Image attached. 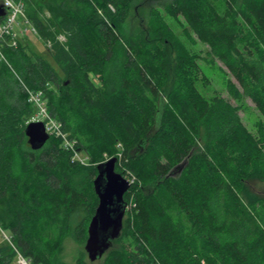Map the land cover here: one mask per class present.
I'll list each match as a JSON object with an SVG mask.
<instances>
[{
    "label": "trees",
    "instance_id": "16d2710c",
    "mask_svg": "<svg viewBox=\"0 0 264 264\" xmlns=\"http://www.w3.org/2000/svg\"><path fill=\"white\" fill-rule=\"evenodd\" d=\"M25 3L62 74L25 42L2 48L0 225L15 247L32 264H65L63 239L87 238L98 201L97 164L104 153H119L115 170L123 174L122 165L133 177L123 196L126 217L120 236L95 261L264 264V192L249 186L264 177V123L252 135L237 107L202 92L195 55L176 48L165 20L182 16L237 81L239 88L227 82L233 98L248 96L264 117V0ZM145 6L148 28L129 35L128 18ZM23 85L41 92L47 112L88 155L89 166L72 162L53 135L30 148L24 128L35 108ZM81 210L86 215L78 219ZM14 255L0 244V264H12Z\"/></svg>",
    "mask_w": 264,
    "mask_h": 264
},
{
    "label": "rangeland",
    "instance_id": "374dc122",
    "mask_svg": "<svg viewBox=\"0 0 264 264\" xmlns=\"http://www.w3.org/2000/svg\"><path fill=\"white\" fill-rule=\"evenodd\" d=\"M213 1L215 4H217V6L220 5V0H213ZM42 13L45 17H49V12L47 10H44ZM140 19H142V21ZM150 20L151 18L149 16L148 7L145 6L139 9L137 13H135L134 15H130V17L128 18L126 23L127 33H129V35H133L139 29L146 30L148 28L147 22H150ZM165 20L168 23V27L171 30L176 40L175 42L176 48H180L184 52L186 51L191 52L195 55V59L199 69L198 74L201 78L200 88L202 92L207 96H211L214 94L220 95L223 98L227 99L233 106L237 107V114L240 121L252 135L256 136L258 134L257 130H258L259 122L264 123V117L258 111L254 102L246 95H243L240 101H237L233 98V96L229 93L227 82L228 80H230L231 82L234 83V85H236L239 88L237 81L227 72L226 67L223 65V63L219 61L214 55H212L209 47L205 43L200 42L196 38L194 33L188 28L182 16H179L177 19H174L168 15H165ZM141 25L143 26V28ZM56 39L61 43H64L66 40L65 35L63 33H59ZM19 40L25 42L31 51L42 56L49 64H51V66H53L59 72V74H62L59 67L53 61L52 57L48 52V50L52 48V43L49 40L42 41L40 37L35 34H28L20 38ZM167 46H168V50H170V44H167ZM175 52L176 50L174 49L173 54H176ZM115 74H117L116 71H113V74L110 76L112 80H110L109 78V82L113 81V76ZM91 78L96 85L101 84L98 74L91 73ZM22 87L23 90H25L26 92L27 87L25 85H23ZM34 108L35 111L32 114L31 121L42 120L41 114L39 113L38 109L35 106ZM61 129H62V124H61ZM63 132L65 131L63 130ZM78 152L80 153V158H82L83 162H81V160L73 161L72 159L71 161L78 163L79 165L89 166L90 164H89L88 155L83 151H80L79 149ZM103 156L104 157L102 161H105L111 157L106 153H104ZM115 157H117L116 163L118 164L119 153L115 154ZM121 170L123 172L122 175L125 176L127 179H129L131 186V183L133 182V177H130L129 171L122 165H121ZM249 186H253L254 187L253 189L257 193L262 194L264 192V177L260 178L258 176H255L252 180L249 181ZM85 215H86L85 211L81 210L77 216L79 219L81 217H84ZM125 217L126 215L124 214L123 219H125ZM5 232L9 235L8 229H6ZM85 241L86 239L79 242L75 240L72 236L65 237L61 242V246L59 249V258L65 264H76L78 259H82L83 261L90 264H100L104 256L98 261L91 262L88 259L87 252L84 249ZM3 243L9 244L7 241L0 239V244ZM10 247L15 252L14 258L12 260V264H16V252L19 253L21 252L15 247L13 242L12 245H10Z\"/></svg>",
    "mask_w": 264,
    "mask_h": 264
},
{
    "label": "water",
    "instance_id": "95a60500",
    "mask_svg": "<svg viewBox=\"0 0 264 264\" xmlns=\"http://www.w3.org/2000/svg\"><path fill=\"white\" fill-rule=\"evenodd\" d=\"M5 13L0 5V16ZM24 134L32 150L43 147L49 139L43 121H30L24 128ZM116 157L97 164V174L93 179V188L97 196V205L87 225V238L84 249L88 259H99L111 246L113 240L121 234L123 217L127 209L124 193L129 189L130 181L115 170Z\"/></svg>",
    "mask_w": 264,
    "mask_h": 264
},
{
    "label": "built area",
    "instance_id": "2783aa9c",
    "mask_svg": "<svg viewBox=\"0 0 264 264\" xmlns=\"http://www.w3.org/2000/svg\"><path fill=\"white\" fill-rule=\"evenodd\" d=\"M26 0H0V5L4 7L5 13L0 16V59L5 60L3 53L4 44L16 47L20 38L35 34L39 36L37 28L26 15ZM28 101L31 102L41 114V118L49 135H54L61 139L62 145L72 152V160H81L80 153L76 149V141L68 138L61 129L60 122L56 121L46 110L45 101L41 98L40 91H32L26 88ZM0 239L12 245L11 237L0 225ZM16 264H32L30 259L19 252H16Z\"/></svg>",
    "mask_w": 264,
    "mask_h": 264
}]
</instances>
